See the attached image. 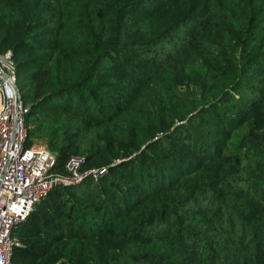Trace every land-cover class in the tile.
Returning a JSON list of instances; mask_svg holds the SVG:
<instances>
[{"label": "trees", "instance_id": "16d2710c", "mask_svg": "<svg viewBox=\"0 0 264 264\" xmlns=\"http://www.w3.org/2000/svg\"><path fill=\"white\" fill-rule=\"evenodd\" d=\"M179 1L0 0V52L12 49L22 98L30 107L26 145L45 143L56 154L58 173L65 172L71 155L85 157V167L123 159L98 181L89 178L78 185L54 187L15 227L14 234L23 243L14 250L13 264H107L111 257L125 261L134 241L144 246V252L160 246L163 252H135L128 258L132 264L143 260L186 264L190 254L200 264H264V189L258 193L251 189L253 182L263 180L250 173L264 174V165H246L241 159L228 164L224 152L230 128L237 121V127L250 122L251 128L253 117L261 127L251 128L244 139L264 150V91L247 107L225 94V86L215 91L240 69L239 55L251 65L261 64L254 56L259 32L239 28L251 18L254 4L264 0L246 7L243 19L226 21V3L233 4L232 16L244 9L232 0H217L216 14L201 12L205 32L188 40L194 60L189 65L190 70L214 72L213 87L206 80L191 83L186 65L175 81L167 82L160 72V65L177 55L168 50L158 53L156 48L161 46L157 39L170 27L163 19L166 10H174ZM188 2L189 11H194L211 1ZM245 35L251 36L249 44ZM136 65L146 67L140 71ZM168 84L177 90L194 86L207 98L196 105L195 93L179 90L176 101L169 95L175 89ZM225 104L239 114L225 109ZM201 120L212 123L210 130L225 142L206 141ZM160 132L165 135L152 141ZM133 154L135 158H126ZM186 160L193 161L189 167ZM95 185L99 192H93ZM198 193L206 198L198 208L203 217L180 218L183 213L178 210L193 206L191 199ZM70 194L88 201L75 203ZM226 196L245 204L230 213ZM250 199L255 200V209L246 210ZM247 215L256 217L252 222L262 229H245ZM162 220L171 221L159 223ZM196 224L200 227L194 228ZM246 230H252L250 237ZM185 239L196 240L198 250L190 251Z\"/></svg>", "mask_w": 264, "mask_h": 264}, {"label": "rangeland", "instance_id": "374dc122", "mask_svg": "<svg viewBox=\"0 0 264 264\" xmlns=\"http://www.w3.org/2000/svg\"><path fill=\"white\" fill-rule=\"evenodd\" d=\"M188 1L189 0H181V1H179V4L175 6L174 10H166L165 14L167 15V17L166 18L163 17V19L168 21V25L170 27L166 29L164 36L157 39V42L161 43L160 44L161 46L156 48V50L158 51V53H165L166 50H168L170 52H175L177 55L165 60L162 63V65H160L161 68L159 67V65L157 63H156V66L158 69L160 68V72L164 73V75L166 77H168L167 82L168 81H175L176 77L183 71V68H185V65H186V69H187V72H188L189 77H190L189 80L193 79V80H190L191 83H193V81H195V80H197V81L206 80V81L212 82V77H213V75H215L214 72H198L197 70H194V69L190 70L191 66L189 64H191L194 60L190 57V54L187 50V44H188V40L191 36L205 32V30H203V27H204L203 25L206 22V18L204 17V15L201 12H203L204 14H208L211 12H212V14H216L217 12H219V10H217L215 8V3L217 2V0H210L211 2L209 5H206L204 8H199L198 10H194V11H189V9H188L189 2ZM232 1H235L238 4L242 5L244 7V9L243 10L240 9L238 14L236 13L235 16H232L231 14L234 13L232 10L233 4L232 3H226V6H225V11H227L226 12L227 13L226 21L228 20V18H229V20H232L235 18H242L243 19L242 15L244 13H246V11H247L246 7H250L251 4L255 3V0H232ZM258 7H261V10H259V12L257 11ZM263 9H264V1H262L260 4H258V3L254 4V10H253L254 13L251 14V18L246 22L245 26L240 25V28H239V31H241V32L246 30L247 27H248V29L253 30L254 33L259 32V36H258L259 40L257 41L258 45L254 49V56H255L256 61L260 60L261 64L251 65L248 62L244 61L243 57H241L239 55L238 58L240 60L239 61L240 62L239 63L240 69L233 71L231 76H227L225 78V80L219 84V88H217L215 90V91H218L222 86H225V94H226V92L231 93V95H229V96H233V99H235L237 101V103H239L240 105H243L245 107L250 106V101L252 99L260 97L261 92L264 91V12H262ZM198 11L200 12L201 16L203 15L202 20H200V18H197L198 17L197 16ZM163 22H165V21H161V24H163ZM225 25H226V23H225ZM201 26H203V27L201 28ZM243 38L246 39L245 41L248 44L252 41L250 35H247V36L245 35V36H243ZM8 49L12 51L11 48H8ZM221 51H223V49L219 50L220 53H221ZM247 52L248 51H247V47H246L244 54H247ZM138 66H140L139 67L140 71H144L143 67L144 68L146 67L144 65H136V67H138ZM149 67H152V66H149ZM244 67H247L248 70L242 71ZM149 72L150 71H145V73H149ZM239 81H241L242 84H239ZM154 84L155 83H153V87H154ZM168 85H170L173 89H175V94H172V92H170L169 95H170V97H176L175 98L176 101L179 100L180 91H183L186 93H195L196 98H197L196 105H199L203 100H205L207 98L204 96V94L206 92L201 96L195 90L196 88H194V86H191L192 90H187L186 85H184V86L178 88L180 90L179 91L175 87V84H168ZM214 85H215V82H212L211 86L213 87ZM239 85H244L245 88H239ZM117 96L119 98H122V96L119 94H117ZM214 96H215L214 94H209L208 97L212 98ZM218 100L219 99H216L213 102H217ZM224 106H225V109H228L229 111H234L235 114H239L238 112L233 110L232 106H229V104H225ZM200 110H201V108H199L197 111H194L191 115H196L197 112ZM235 117H239V116H235ZM253 119L255 120V123L253 125H251V128L261 127L259 124V121L256 119V117H253ZM201 121H203V120H201ZM184 122H186V121H184ZM182 123L183 122L178 123L177 125H180ZM203 123L205 124V126H200V127L205 133H208V134H205L203 136V137H206V141H208L214 145H217V144L221 145V143L225 142V140H222V139L219 140L218 136L216 134H213V132L210 130V127L214 126V125H212V123H209V121H203ZM249 123L247 122V123L243 124L242 126L237 127L236 126V125H238V121H237V123L235 122V126H232L230 128L231 138H230V140L227 141V144L225 145V149H224V152L228 154L227 155L228 156V160H227L228 164H231V162L236 160V159H241L246 165H250L253 163H258V164L264 165V150H261L258 147L257 148L253 147L250 144H246L247 142L244 139V137L248 135L249 130L251 129ZM235 127H237V128H235ZM164 135H165L164 133L160 132L152 139V141H156V140L162 138ZM211 150H212L211 148H205V151H211ZM78 155L82 156L81 154H78ZM135 156H136V154H133L130 157H126V158L131 159V158H135ZM122 160L123 159H114L111 162L104 164L103 166H97L96 165V166H90L87 168H97V169L105 168L106 173H107L109 168L115 166L116 164L121 163ZM197 161H199V159L195 160V162H197ZM192 162L193 161L186 160V162H185L186 167H189ZM227 167H229V166H227ZM250 173L253 176L258 177V178L263 180V184H261L260 181H258V183L253 182V184H252L251 189H253V191L258 193L259 190L264 189V174H261L259 172H255V171H252ZM112 177L115 179V181H122L123 182V179L117 175H113ZM214 189L216 190V188H214ZM228 189H230V188H228ZM85 190H86V188H82V191H85ZM92 190H93V192L94 191L99 192L100 186H98V187H97V185L92 186ZM69 199L71 201H76L75 203H81V204H84L86 201H88V199H85L84 197L78 198L77 196H75L73 194H70ZM205 199H206L205 196L201 197V193H198L197 196H195L194 198L191 199L192 201H194L193 206L191 205V206H188L187 208H182V209L178 210L180 213H183L180 216V218L185 217L187 219L194 220L196 218L203 217L199 214L200 210L198 208L201 207L200 205H202V206L204 205L202 203L206 201ZM208 199L209 198H207V200ZM225 201L231 202L230 213L234 210H237V207L239 205L241 206V205L245 204L244 200H240V199H237L235 197H234V200L231 201L230 198H228V196H226ZM208 203L209 204L207 205V207H209L212 204V201H209ZM248 203H250V204H246V206H245L246 210L255 209V206H254L255 200L250 199V202L248 201ZM249 216L250 215L246 216L249 224H248V226H244V228L245 229H258V230L262 229V228H260L259 224H256V222H252V221H254V219L256 217L255 218H249ZM164 221H171V220H162L159 223H162ZM185 226L190 227L189 224H186ZM193 227L199 228L200 226H199V224H196ZM260 231H262V230H260ZM245 233L248 237H250L252 234V230H248V231L246 230ZM19 240H20V246H21L23 242L20 238H19ZM185 241L188 243V248L190 249V251H193V250L197 251L198 248L200 247L199 246L200 244L195 242L196 240L185 239ZM169 245L171 247H174L175 243L171 242ZM161 247L162 246H160V248H156L154 251L144 252L146 250L144 248V246H137V242L134 241V246H132L131 249H127L128 253H126V254L131 255L128 258L132 257V254L135 252H137V253H140V252L151 253V252H153V253L159 254V253L163 252ZM177 249H178L177 253H179L178 252L179 246H177ZM118 252H119V250H118ZM234 256H236V255L234 254ZM182 257H184V256H182ZM226 257L229 259V257L227 255H226ZM128 258L125 261H123V259H117V260L114 259L113 260L111 257V259H109V258L107 259V261H108L107 264H132V262H130L131 260H128ZM130 259H132V258H130ZM187 259H191V262H190L191 264H200L199 260H197L195 258V256H193L192 254L187 256ZM185 263L190 264V263H188V261H185ZM140 264H150V263L147 260H143V262H141ZM256 264H258V262H256Z\"/></svg>", "mask_w": 264, "mask_h": 264}, {"label": "built area", "instance_id": "2783aa9c", "mask_svg": "<svg viewBox=\"0 0 264 264\" xmlns=\"http://www.w3.org/2000/svg\"><path fill=\"white\" fill-rule=\"evenodd\" d=\"M30 107L22 98L18 69L11 50L0 52V264H13L20 246L15 227L56 186L98 181L106 169L85 167L86 159L71 155L65 172L54 171L56 154L45 144L27 146L26 117Z\"/></svg>", "mask_w": 264, "mask_h": 264}]
</instances>
